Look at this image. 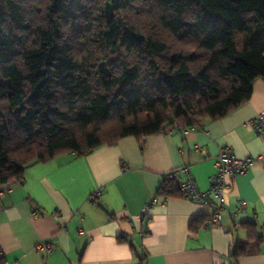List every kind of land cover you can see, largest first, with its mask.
<instances>
[{
  "label": "trees",
  "instance_id": "trees-1",
  "mask_svg": "<svg viewBox=\"0 0 264 264\" xmlns=\"http://www.w3.org/2000/svg\"><path fill=\"white\" fill-rule=\"evenodd\" d=\"M260 77L264 0H0V185L63 153L200 128Z\"/></svg>",
  "mask_w": 264,
  "mask_h": 264
},
{
  "label": "crops",
  "instance_id": "crops-1",
  "mask_svg": "<svg viewBox=\"0 0 264 264\" xmlns=\"http://www.w3.org/2000/svg\"><path fill=\"white\" fill-rule=\"evenodd\" d=\"M262 111L260 77L246 103L200 128L126 136L32 164L0 197V264H264V138L251 125ZM224 146L262 160L227 178L222 222L210 226L214 197L199 203L178 191L168 199L159 192L164 174L184 165L208 190L217 165L203 151L215 157ZM153 196L152 219L142 221ZM39 243L53 248L39 250ZM240 244L248 250L235 255Z\"/></svg>",
  "mask_w": 264,
  "mask_h": 264
},
{
  "label": "built area",
  "instance_id": "built-area-1",
  "mask_svg": "<svg viewBox=\"0 0 264 264\" xmlns=\"http://www.w3.org/2000/svg\"><path fill=\"white\" fill-rule=\"evenodd\" d=\"M127 0H107L110 7L113 5H120L125 3ZM251 125L254 131L264 138V111L257 114L251 121ZM215 159L217 165V171L210 176V186L208 190H201L190 170L188 165L181 166L179 168L172 169L166 172L163 176L165 182H176L179 193L189 200L204 203L215 198L216 206L212 214L210 215V226H219L223 218L224 210V192L228 187L227 178L235 179L240 175L248 172L254 163L260 162L262 158L260 156H237L230 146L221 147L215 157L203 151V159ZM13 189V184L0 185V197H6ZM101 194V190H97L92 195V199L97 198ZM158 196L148 202L140 214V220L147 218L148 221L152 219L151 209L157 203ZM169 196H165L168 199ZM243 203V202H242ZM243 205V204H242ZM36 212L34 213V215ZM139 234H144V230L140 231ZM122 238H126V234H122ZM38 249L43 251H50L53 248L51 243H39Z\"/></svg>",
  "mask_w": 264,
  "mask_h": 264
}]
</instances>
